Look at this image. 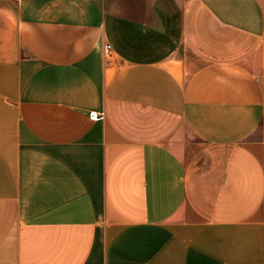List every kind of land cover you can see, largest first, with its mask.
<instances>
[{
	"label": "crops",
	"instance_id": "0c3cea01",
	"mask_svg": "<svg viewBox=\"0 0 264 264\" xmlns=\"http://www.w3.org/2000/svg\"><path fill=\"white\" fill-rule=\"evenodd\" d=\"M0 264H264V0H0Z\"/></svg>",
	"mask_w": 264,
	"mask_h": 264
},
{
	"label": "built area",
	"instance_id": "2783aa9c",
	"mask_svg": "<svg viewBox=\"0 0 264 264\" xmlns=\"http://www.w3.org/2000/svg\"><path fill=\"white\" fill-rule=\"evenodd\" d=\"M104 52H105V55H106V56H111V54H112V46H111L110 44L105 45V47H104ZM102 116H103V115H100V113H98V112H92V113L90 114V118H91L92 120H98V119H101Z\"/></svg>",
	"mask_w": 264,
	"mask_h": 264
}]
</instances>
